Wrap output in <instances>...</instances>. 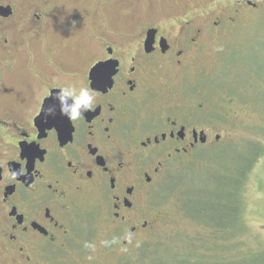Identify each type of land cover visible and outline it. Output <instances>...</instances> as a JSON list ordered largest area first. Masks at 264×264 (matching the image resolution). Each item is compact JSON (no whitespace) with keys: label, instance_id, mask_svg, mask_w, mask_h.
<instances>
[{"label":"flooded vegetation","instance_id":"obj_1","mask_svg":"<svg viewBox=\"0 0 264 264\" xmlns=\"http://www.w3.org/2000/svg\"><path fill=\"white\" fill-rule=\"evenodd\" d=\"M259 2L0 0V264L73 249L92 209L121 244L146 230L156 177L220 138L182 101L185 71ZM63 87L93 109L61 114Z\"/></svg>","mask_w":264,"mask_h":264},{"label":"rangeland","instance_id":"obj_2","mask_svg":"<svg viewBox=\"0 0 264 264\" xmlns=\"http://www.w3.org/2000/svg\"><path fill=\"white\" fill-rule=\"evenodd\" d=\"M252 1H260V8L244 14L216 42L204 45L179 87L188 112L203 125L215 123L219 140L209 141L177 160L182 162L179 167L165 168L156 177L155 190L149 200H143L140 210L148 226L127 244L106 233L104 215L92 209L84 216L90 218L89 225L76 245L71 244L74 248L46 252L39 264H140L142 255L148 253L191 262L202 259L209 264H264V255H259L264 253V152L242 185L236 232L198 222L183 207L186 195L202 184L206 173L216 171L221 162L231 163L229 156H221L222 151L247 148L251 141L264 146V0ZM227 184L211 186L208 194L216 200L213 206L227 203ZM205 194L200 207L208 214L201 212L202 217L210 213ZM192 203L194 210L195 201Z\"/></svg>","mask_w":264,"mask_h":264},{"label":"trees","instance_id":"obj_3","mask_svg":"<svg viewBox=\"0 0 264 264\" xmlns=\"http://www.w3.org/2000/svg\"><path fill=\"white\" fill-rule=\"evenodd\" d=\"M263 76V75H262ZM264 129V127H263ZM264 136V131L261 132ZM235 149V148H234ZM233 148L225 149L222 151L221 156H229L231 163L224 164L221 162L216 169V171H209L203 176V182L200 186L194 187L191 194L186 195V199L183 202L184 209L190 213V215L195 218L198 222H201L209 227L215 229H225L236 232L240 225L241 217V198L240 191L244 183L246 174L249 169L253 166L255 161L264 152L263 144L259 141H251L247 143V148L242 149ZM247 149V150H246ZM247 154V155H245ZM244 155V156H243ZM223 184L228 186L227 189V203H222L218 207L213 206L215 198L208 194L211 192V186L216 184ZM205 194V201L207 203V210L210 211L209 216L202 217L201 212L208 214L203 211L200 207L202 194ZM195 201V208L192 210L190 205ZM191 202V204H190ZM188 205V209L186 206ZM224 205V207H222ZM201 208V209H200ZM211 214V216H210ZM215 215V216H213ZM218 215V216H217ZM258 255V254H257ZM259 255H264V253H259ZM209 264L207 261L202 259H197V261L191 262L188 258H176V257H164L158 253H148L142 255L140 258V264ZM212 263V262H211Z\"/></svg>","mask_w":264,"mask_h":264},{"label":"clouds","instance_id":"obj_4","mask_svg":"<svg viewBox=\"0 0 264 264\" xmlns=\"http://www.w3.org/2000/svg\"><path fill=\"white\" fill-rule=\"evenodd\" d=\"M54 98L60 101L61 114L68 116L70 120L80 119L84 112L93 109L96 102L94 93L86 87H80L79 89L63 87L59 92L55 93ZM68 98L73 101L71 105L67 104ZM46 111L51 114L54 111V107H50Z\"/></svg>","mask_w":264,"mask_h":264},{"label":"water","instance_id":"obj_5","mask_svg":"<svg viewBox=\"0 0 264 264\" xmlns=\"http://www.w3.org/2000/svg\"><path fill=\"white\" fill-rule=\"evenodd\" d=\"M100 67L101 65H97L94 69H93V76L97 77L100 73Z\"/></svg>","mask_w":264,"mask_h":264}]
</instances>
